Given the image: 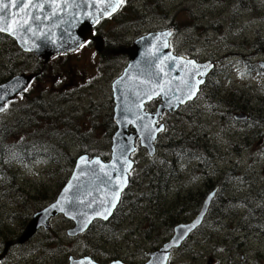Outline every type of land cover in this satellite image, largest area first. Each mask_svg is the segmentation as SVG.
I'll return each mask as SVG.
<instances>
[{
    "label": "rangeland",
    "instance_id": "1",
    "mask_svg": "<svg viewBox=\"0 0 264 264\" xmlns=\"http://www.w3.org/2000/svg\"><path fill=\"white\" fill-rule=\"evenodd\" d=\"M139 1L143 2L145 10L147 9V5L151 11L153 10L152 12L154 13L159 12V9H161L158 1ZM259 1L261 0H245L244 5L240 4L238 6L228 8L220 4L218 0H166L165 5L170 7L171 11H165L169 13L168 20L171 22L165 23L167 15L164 13L165 20L162 22L151 19L150 21L143 22L144 24L142 26L137 24L130 26L128 29H126L127 31L123 35V39L121 38V41L131 43L132 41L147 34V30H158L163 27V25L171 24L173 22L182 25L180 27H185L183 24L188 23L190 25H186V27L182 29V39L176 43V46L185 47L186 49H195L200 53H204L202 50L209 49L225 52L226 57H228V59L231 58L232 63L231 61L228 62L227 65L229 64L228 66L230 68L226 65L225 69H223L227 73L228 77L231 76L233 79H235V82L232 83V85H237L234 88L244 91V96L254 99L260 105V107L264 108L262 105L264 102L261 101V98L264 96V91L259 89L261 85L264 86V82L260 84L258 81L250 82L248 79L245 82H242V79H236L238 76L236 71L238 70L234 71L231 69L232 64H235V66H237L239 63H243L244 66L246 63L255 64L256 61H253V58H255L253 56V52L255 51L253 48L255 44H259L261 51L264 50V10H262L264 9V5H261ZM255 2L260 5L262 9L258 8V11L252 10L251 6L254 5ZM130 9L133 10V6L130 7ZM120 26L121 23L111 21L105 23L101 29L102 31L108 32V35L115 39V41L118 43L119 41L116 39V33L117 31H120ZM186 39H188V41ZM238 51H240V53H238ZM108 53L112 52H107L103 56V60L107 63L115 62V68H117L119 65L118 67L120 68L117 72L111 73V71L102 68V64H100V58L99 63L98 60H94V53L89 57L88 55H84L83 59H78L80 65H82L85 69L83 74L81 71L77 70V72H75V70L71 68L70 64H73L72 58H58L53 61V63L50 65V68H57L58 66H61L60 69L63 70V75L58 77L57 80L49 78L48 81L44 83L38 82V84L32 85L33 89L41 90L43 94L47 95L43 102V104H45L43 108V114L46 115L51 113L52 115L56 116V121H58V127L55 129L57 132V140L59 143L64 144L68 152L72 153L76 157L87 147H89L88 149L95 150L94 146L97 147L96 149H98V151L102 152L101 156H106L110 153V139L107 137V133L105 131L106 127L100 125L94 132L93 138L99 143L88 142V145H86L85 142L81 140L80 136L89 134L94 129V116H100L98 123L102 120L104 122L105 115L110 112L109 101L112 98V84L121 75L119 72L123 71L127 65L122 61L121 58H118V55H113V57H110ZM263 55L264 52L261 53V61L264 62ZM202 56V54H199L198 58H203ZM64 79L65 81L68 79V82L65 83L64 81L62 84H60L59 82ZM51 98L54 99L53 108L50 107V104L47 101ZM28 102L31 101L28 100ZM28 102H25L23 98H20L17 100V102H15L14 106L4 114V116L1 114L2 116L0 117V120L2 119L8 123H10L9 121L16 122L17 120L27 121L30 123L31 121L28 120V117L31 115H38V110L34 108L33 105L28 104ZM229 126L230 127L228 131L234 132V138L231 136L227 138L226 148H228L233 141H236V144L239 148L238 155L232 154L230 152L227 153L226 151L225 153L221 154L223 148L222 151L217 152L214 148L210 147L211 154L214 158L219 153L221 154L219 155V158L224 159L227 157L226 159L227 163L230 165V169L238 170V172L241 174V178L239 179L240 181L243 180L246 175V181L251 178L264 183V138L260 137L262 134H264V114L259 119L255 118L252 124H245L241 122L236 124L233 123L232 125L229 124ZM217 132L218 130L212 131L210 133V139L216 137ZM82 139L85 140L84 137H82ZM209 144L212 145V143ZM165 156V154H162V151H160L158 154V157L161 159ZM150 160L151 159L148 158L146 152H138L135 157V161L137 163L136 172H140L147 166H151L152 163ZM178 161L179 157L172 156L171 162L173 164L177 163ZM66 162L68 165V161ZM36 167H38V165H36ZM58 168L59 165L53 164L45 170H54ZM20 169L22 178L21 180L17 181L19 185L22 183V187L26 192V196L35 194L38 184L42 182L44 178L50 176L49 171L46 172L44 169H40L39 172H36L35 169H25L24 167H21ZM138 176L140 179V174H138ZM62 177H65V174H63ZM54 184L56 185V180H54ZM238 184L239 181H237V185L233 181V185L236 187V190ZM187 187H190L189 189L192 191L194 190L196 193H199L204 189V187L202 185H198V183L189 185ZM236 190L234 192L236 194H243L244 192H237ZM248 191L249 188H247V193ZM186 193V191L182 192V194ZM224 200L228 199L225 197ZM22 201H19L17 204H20L23 207H26V205L29 204V206L32 208L36 207V204H41L44 200L40 201L29 196L25 201ZM163 201L168 207L173 206L174 208H177L179 205H181L179 202L173 203L170 201ZM32 203L35 205H32ZM0 204H5V208L7 209H10L9 206L12 205L11 208L14 207L13 211L20 209L17 205H13L9 203L7 199H3L1 197ZM222 204L223 203L221 202H217L215 207H220ZM185 205L186 204H183V206ZM146 207L147 206L142 205L141 210L135 211L131 215L126 212L123 218H120V221L124 225L133 228L135 234L133 233V230L129 229V231L121 235V238H119L117 241H112L110 243H108V241H102L101 244H106L103 247H105L108 251H111L109 244H113L117 249H119V251L123 249L137 253L140 252L138 251V247H136L137 244H130L129 242L131 240H136L138 243V240H140L144 232L143 230L147 226V216L143 213L146 210ZM124 211L125 210L122 211L121 215L124 213ZM240 214H243V212ZM235 219L238 221L239 217H235ZM17 221L18 219L15 217L11 220L8 218H3L0 220V222H2V225L0 226L1 232H10L13 234V232L16 233L17 231L18 233L19 227L16 230L18 226ZM228 223L230 224L231 222L229 221ZM207 225L214 229V232L217 233L214 235L217 249H215L214 246H211L207 254L208 257L215 255L218 256L217 260L220 264H234V255L227 250L220 249L223 247L220 245V241H225V235L218 233L223 232L225 229H232L233 233H239V226L235 227L234 224H231L230 227L221 226L217 221V217L214 215H211ZM62 227H64L62 230L64 241L61 240L51 244L52 246L63 244L62 248L55 249V252L58 254L60 260L65 259V254L67 251V254L70 253L71 255L82 252L86 248L88 240L93 238L81 237L72 239L67 237L65 234L66 226L64 223L57 224V227L54 231L58 232ZM19 234H17V236H19ZM56 236L57 235L54 237ZM59 238L61 237L59 236ZM260 239L261 243H263V246H261L258 237L246 238V251L244 254L241 253L238 255L240 257L238 264H247L248 260L251 261L252 264H264V237H260ZM147 246V244H143L140 248ZM206 253V250H203L204 258ZM12 257L16 258L14 255H12ZM139 259L143 258L141 257ZM184 262L186 264H208L207 261L204 263H195V260L190 259ZM213 264H216V262Z\"/></svg>",
    "mask_w": 264,
    "mask_h": 264
},
{
    "label": "water",
    "instance_id": "2",
    "mask_svg": "<svg viewBox=\"0 0 264 264\" xmlns=\"http://www.w3.org/2000/svg\"><path fill=\"white\" fill-rule=\"evenodd\" d=\"M123 1L15 0V6H12L13 0H4L9 8L0 13V33L15 40L23 52L48 62L58 55L76 52L93 39L94 29L102 20L115 15ZM172 35V31L150 34L121 52L128 55L130 61L122 76L112 85L117 132L112 139L110 162L105 163L98 157L79 158L57 201L34 216L19 240L21 244L30 240L42 227L49 229L50 220L61 214L76 224L75 229L68 233L73 237L87 231L95 220L108 221L112 217L135 166L132 156L138 149L137 142L150 157H154L156 138L164 130V126L158 125L163 113L176 112L193 101L199 92L201 83L196 76L199 70L193 67L194 62L173 56L169 45ZM102 46L101 41L97 46L98 52L102 51ZM31 80V76H18L0 85V107L3 108L0 115L7 103L26 90ZM193 88L194 95L189 99ZM158 98L163 104L157 113H146V105ZM161 127L163 130L158 131ZM125 179L126 184L121 187ZM117 192L118 199L111 206ZM215 196L216 192H213L208 197L200 215L191 224L176 228V237L148 264L165 263L168 251L203 223ZM107 208H110V214L104 213ZM100 213L106 214L107 219ZM6 252L7 249L4 255ZM2 258L3 255L0 261Z\"/></svg>",
    "mask_w": 264,
    "mask_h": 264
},
{
    "label": "flooded vegetation",
    "instance_id": "3",
    "mask_svg": "<svg viewBox=\"0 0 264 264\" xmlns=\"http://www.w3.org/2000/svg\"><path fill=\"white\" fill-rule=\"evenodd\" d=\"M218 1L228 8L240 4L244 5V2L240 3L239 1H235V3H230L229 0ZM127 8L128 5L124 3L120 12L124 13ZM148 9L149 7L147 5L146 10ZM178 25L177 23H174L172 27L171 24L168 25L169 28H173L175 31V40L172 46L174 53L178 57L185 58L198 57L199 54H202L204 59H194H197L199 63L211 62L214 66H202L199 69L196 76L201 84L195 99L182 106L176 112H165L160 120V123L164 126V131L159 136L158 145L160 144L161 146L162 154L166 155L162 158L163 162L166 163L168 161V156L171 151H173V156L179 157V161L174 163L168 172L162 170L161 166L159 168V171L163 173V179L167 180L163 181L162 177H160V183L158 185V197L160 201L168 209L173 206H166L163 200L181 203L178 210L175 208L174 211L170 212L171 216H175L173 218L174 220L162 221V219H159L158 223L154 227H151L148 214L146 218L147 226L143 230L144 232L140 240H138V243L136 240H131L129 242L130 244H137L136 247H138V251H140L138 253L123 249L119 251L113 244H109L111 251H108L103 247L106 244H101L103 239L99 243L93 241L92 238L88 240L87 246L82 252L72 255L69 253L64 260H60L57 255L51 252H43L42 246L46 245L48 242H52L53 236L51 232L46 231V233H44L45 229H41V231L27 244L19 243L18 240L20 235L18 237H10L9 242L12 244V247L9 249V253L3 258L2 264H147L152 259V254L162 251L170 244L176 234V228L178 226L189 225L196 219L201 212L207 196L213 193L217 187L218 192H220L217 196V198L219 197L218 201H229L224 200L225 197L227 199L229 198L227 193L228 189L225 187V183H227L229 176V164L227 163V157L224 159L219 158V155L225 153V151L229 153V147L226 148L227 138L229 136L234 138V132L228 131L230 127L229 124L232 125L233 123L236 124L241 122L252 124L255 118L259 119L262 116L264 109L260 107L254 99L244 96L242 90L234 88L237 85H232L235 79L231 76L228 77L224 70L225 68L222 66V63H224L222 60L226 57L225 52L209 49L202 50L204 53H200L195 49H186L185 47L176 46V43L182 39L183 36V34H181L182 30L179 29L180 27L177 28ZM96 35L103 38L106 51V44L111 40L109 39L108 32L102 31L100 34ZM176 38L178 39L176 40ZM96 44L97 42L95 41H89L75 54L68 55L73 58V64H70V66L75 72L79 70L83 74L85 69L80 65L78 59H83L84 55H88L89 57L93 53H96ZM254 48V57L261 59V48L257 44L254 45ZM109 51L110 50H107V52ZM117 51L118 50H112L111 52L114 54L118 53ZM194 51L197 55H192ZM104 52L100 54V56L102 55L101 57L105 55ZM238 53H240V51H238ZM114 56H116V54ZM99 58L100 57H98V63ZM232 69L238 70L236 79H242V82H245L247 79L251 82L256 70V74H264L258 70L261 68L255 69V71L251 73H245L244 65L241 67H232ZM162 103L161 99L151 101V103L147 105V109L150 113L155 114ZM217 130L216 137L210 139V133ZM171 131L173 134L172 140L169 138ZM209 143H212V145ZM210 147L214 148L217 152L222 151L223 148V151L214 158L211 154ZM232 152L238 154L239 150L233 147ZM197 183L204 187L199 193L187 187ZM185 191L187 193L182 194V192ZM183 204L186 205L183 206ZM212 209L213 205L207 217H205L204 223L200 227H197L191 232L185 240H181L177 247L171 248L168 251L170 259L166 264H186L184 261L188 259L195 260V263H204L207 261L208 264H213L214 262L220 264L217 260L218 256L213 255L208 257L207 255L211 246L217 249L213 229L207 225L208 218L212 215ZM241 212L243 211H238L239 214ZM114 217L113 215L108 221L96 220L87 230V235L84 237H93L92 233L101 229L100 227L104 225L103 236L108 237L107 234L111 231L112 224H114V222H112ZM61 219H63L67 229L74 227V222L72 220H66L62 217ZM53 222L59 223L57 221ZM172 222L173 224H171ZM125 229L128 231L133 228L128 227ZM48 233H51V235ZM98 233L100 234V231ZM219 234L225 235V241H220V245L223 246L220 249L231 252L234 255V259L237 255L242 253L241 250L245 249L246 243L244 242V238L246 239L247 237L243 235L242 230H240L239 233H233L232 229H225ZM119 238H121V235L116 231L110 242L117 241ZM105 241L110 243L109 240L105 239ZM143 244H147L148 246L140 248ZM203 250L207 252L205 258L203 257ZM12 255L16 256V258L12 257ZM71 257L75 258V260H72ZM141 257L143 259H139ZM248 263L251 264L249 260Z\"/></svg>",
    "mask_w": 264,
    "mask_h": 264
},
{
    "label": "trees",
    "instance_id": "4",
    "mask_svg": "<svg viewBox=\"0 0 264 264\" xmlns=\"http://www.w3.org/2000/svg\"><path fill=\"white\" fill-rule=\"evenodd\" d=\"M235 1H239L241 3L245 0H229L230 3H235ZM263 2L264 0H261L260 4L264 5ZM126 4L128 5L127 10H125L124 13H118L117 16L113 17L112 21L119 22L121 25L128 24L129 26H133L137 24L142 26L144 24L143 22H146L147 20L140 15V10L136 7L133 8V10L130 9L129 0H127ZM158 4L159 6L162 5H160V1H158ZM258 8H261V6L256 2L251 6V9L254 11H258ZM164 13L167 15L165 10L160 11L155 19H163L165 15ZM167 19H169V15L166 17V20ZM173 24L174 22L171 23V27ZM183 25L186 27V25L190 24L185 23ZM180 26L182 25H178L177 28ZM185 27H180L179 29L182 30ZM100 28L101 26L97 29V31L100 30ZM122 28H125V26H122ZM131 44L132 43L124 41L117 43L113 42L111 39L106 44L107 48L104 54L107 53V50H110L109 52L112 50L119 51L121 49L128 48ZM108 55L113 57L114 54L108 53ZM120 57H122L123 60L124 56L121 55ZM114 64L115 62L107 63L103 60L102 68L111 71V73L117 72L120 67H118V65L117 68H115ZM253 64L254 63L245 64V73H251L252 71H255V69H258V65ZM60 67L61 66H58L57 68H50V64L46 65L42 61L37 60L34 56L23 53L13 39L0 34V84L9 82L17 75L33 73L37 75L35 81L36 84H38V82L44 83L48 81L50 76L55 79L58 75H61L63 70L60 69ZM259 71L262 72L263 70L259 69ZM256 73L257 70L253 74V77L257 76ZM64 81L65 79L63 82ZM66 82H68V79H66L65 83ZM262 88H264V86H261V90ZM21 97L25 100V102H28V100L31 101L28 102V104L33 105L34 108L38 110V115L29 116L28 120L31 121L30 123L27 121L17 120L16 122L9 121L11 123L10 124L3 121L2 119L0 120V197L7 199L9 203L17 205L20 208L17 211H13L14 207L11 208L12 205L9 206L10 209H7L5 208V204H0V220L3 218H9L11 220L15 217L18 219V223H16L18 225L17 227H19L18 233L16 231V233L13 232V234L10 232L3 233L0 230V250H3L2 247L7 242H9L10 237H17V234L21 233L25 229L35 212H38L39 210L46 207V205L51 204L56 200L69 179L70 169L68 166L75 165V159H73L71 153L69 154L67 150L59 148L54 144L55 140L53 131L57 129L58 121H56L57 119L54 116L43 114V108L45 106L43 102L45 97L42 91L30 88ZM261 101L264 102V96L261 98ZM48 102L51 103V101ZM14 104L15 103L10 104L8 110L12 108ZM109 104L110 112L105 115L104 122L102 120L99 123H94L93 126L95 128L94 132L100 125L106 127L105 131L111 143V139L116 128L113 122V102L109 101ZM262 105L264 107V103ZM50 107L53 108V104H51ZM263 114L264 113H262V115ZM93 135V132L82 135L85 138V140L82 141H84L86 145H88V142L99 143L93 138ZM260 137L264 138V134H262ZM88 148L89 147L85 148V151L90 152L92 157L102 154V152L98 151V149H96L97 147L95 146V150ZM235 148L237 149L236 146ZM172 153L173 151H171L168 156L169 160H171L173 156ZM45 160L55 162V164L59 165V168L54 170H45L46 172L49 171L50 176H47V178H44V180L38 184L35 194L29 195L40 201H44L39 205L36 204L37 206L32 208L29 206V204L26 205V207L17 204L19 201H25L26 198L29 197L26 196V192L22 187V183L19 185L17 181L21 180L22 178L20 168L31 167L37 163L45 165ZM66 161H68V165ZM155 162L156 160L151 161V166H147L144 170L145 181L143 179H141L142 181H136L134 177L131 179L130 186L124 193L121 205L112 221L114 224L119 225L121 223L120 218H122L123 214L120 217V213H122V210L128 211L129 214H133L135 211L141 210L142 205L147 206L143 213L146 216L149 214L151 227H154L158 223L159 219H162V221L174 220L173 218L175 216H171L170 212L174 211L175 208L172 207L168 209L164 207L163 203L158 197V185L160 183V177H162L163 181L167 180L163 179V173L159 171L158 165L155 168L153 165ZM162 163L163 162L161 161V164ZM170 168L171 167H161V169L164 170H169ZM63 174H65V177H62ZM240 178L241 174L238 172V170L230 169L227 183H225V187L228 189L227 193L229 195V201L221 202L223 204L220 207H215V205H213L212 215L217 217V221L221 226L230 227L231 224H234L235 227L239 226L238 229L243 231V235H246L247 238L258 237L261 243L260 237H264V183L251 178L246 181V175L241 181L239 180ZM54 180H56V185L54 184ZM233 181L236 185L237 181H239L237 190L233 185ZM148 185H151L152 188L150 189ZM247 188H249L248 193ZM235 190L237 192L244 191L243 193L245 195L236 194L234 193ZM218 199L219 197L217 198L216 202H218ZM32 205L35 204L32 203ZM241 210L243 211L242 215L238 213V211ZM210 217L211 215L209 216L208 220ZM235 217H239L238 221H236ZM229 221L231 222L230 224L228 223ZM1 223L2 222H0V226L2 225ZM171 224H173V222ZM63 228L64 227H62L58 232L52 230V243L59 242L61 240L64 241L62 232ZM100 228L101 229L92 233L93 240L99 243L102 241V239L103 242L105 239H109L115 231L114 227H112L111 231H109L107 234L108 237H106L103 236V229L105 228V225L101 226ZM99 231L100 234L98 233ZM51 233L48 234L51 235ZM216 234L217 233H215L213 229V235ZM55 235L57 236L54 237ZM58 235L61 238H59ZM244 242L246 243L245 238ZM52 243L48 242L46 245H44L45 252H55L56 248L63 247V244L52 246ZM261 246H263V243H261ZM245 251L246 249L244 252Z\"/></svg>",
    "mask_w": 264,
    "mask_h": 264
},
{
    "label": "snow or ice",
    "instance_id": "5",
    "mask_svg": "<svg viewBox=\"0 0 264 264\" xmlns=\"http://www.w3.org/2000/svg\"><path fill=\"white\" fill-rule=\"evenodd\" d=\"M12 6H15V0H13V4H12ZM8 8H9V4L4 3V0H0V13L4 12V11H5L6 9H8ZM192 95H194V88H193V90L190 92V94L188 95V98L191 99V98H192ZM149 98H150V97H149ZM0 99H2V96H0ZM0 111H3V108H2V107H0ZM138 118H142V117H138ZM157 130H158V131H162L163 128L161 127V128H159V129H157ZM95 163H99V161H95ZM129 167H130V164H129ZM123 184H126V179H125V180L123 181V183L121 184V187H123ZM118 196H119V193L117 192L116 195H115L114 198H113V203H112L111 206H114V204H115V200L118 199ZM104 213L110 214V208L105 209V210H104ZM104 213H100V214L103 215L105 219H107V215L104 214ZM197 223H198V221H197ZM193 227H195V225H193Z\"/></svg>",
    "mask_w": 264,
    "mask_h": 264
},
{
    "label": "bare ground",
    "instance_id": "6",
    "mask_svg": "<svg viewBox=\"0 0 264 264\" xmlns=\"http://www.w3.org/2000/svg\"><path fill=\"white\" fill-rule=\"evenodd\" d=\"M249 110V109H248ZM251 111V110H250ZM245 112H247V111H245ZM251 113V112H250ZM251 115V114H250ZM245 123V122H244ZM202 148V147H201ZM199 153V152H198ZM218 188V187H217ZM216 188V189H217ZM211 194V193H210ZM208 197V196H207ZM207 199V198H206ZM205 202V201H204ZM260 202V201H259ZM197 207V206H196ZM184 212V211H183ZM227 212V211H226ZM189 213H191V212H189ZM184 214V213H183ZM264 231V230H263Z\"/></svg>",
    "mask_w": 264,
    "mask_h": 264
}]
</instances>
